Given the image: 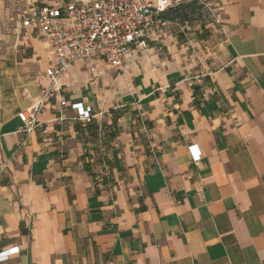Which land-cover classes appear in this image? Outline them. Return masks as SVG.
Here are the masks:
<instances>
[{
    "label": "crops",
    "instance_id": "crops-1",
    "mask_svg": "<svg viewBox=\"0 0 264 264\" xmlns=\"http://www.w3.org/2000/svg\"><path fill=\"white\" fill-rule=\"evenodd\" d=\"M192 1L123 72L73 64L30 134L50 52L20 26L40 75L0 79V264H264V0Z\"/></svg>",
    "mask_w": 264,
    "mask_h": 264
},
{
    "label": "built area",
    "instance_id": "built-area-1",
    "mask_svg": "<svg viewBox=\"0 0 264 264\" xmlns=\"http://www.w3.org/2000/svg\"><path fill=\"white\" fill-rule=\"evenodd\" d=\"M171 0H67L57 4H30L19 16V24L31 36L38 35L48 45L49 66L44 76L47 86L39 84L41 94L27 110L18 113L23 132L30 134L40 126L39 117L47 104L63 99L61 81L78 61L89 65L100 61L123 72L127 57L134 50L145 51L157 30L161 15ZM91 118V109L80 114V121ZM13 251L0 253L5 262Z\"/></svg>",
    "mask_w": 264,
    "mask_h": 264
},
{
    "label": "rangeland",
    "instance_id": "rangeland-1",
    "mask_svg": "<svg viewBox=\"0 0 264 264\" xmlns=\"http://www.w3.org/2000/svg\"><path fill=\"white\" fill-rule=\"evenodd\" d=\"M31 0H5V11L8 13L3 23H0V79L22 78L24 74L32 80L40 75L37 62L23 61L24 31L18 22L19 16L27 10Z\"/></svg>",
    "mask_w": 264,
    "mask_h": 264
},
{
    "label": "trees",
    "instance_id": "trees-1",
    "mask_svg": "<svg viewBox=\"0 0 264 264\" xmlns=\"http://www.w3.org/2000/svg\"><path fill=\"white\" fill-rule=\"evenodd\" d=\"M202 15V6L197 1L181 4L177 8H169L161 17L171 20L188 21L192 17Z\"/></svg>",
    "mask_w": 264,
    "mask_h": 264
}]
</instances>
